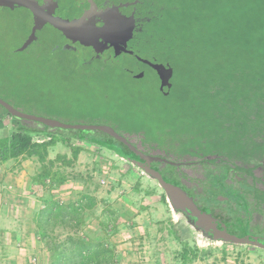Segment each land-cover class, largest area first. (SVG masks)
Instances as JSON below:
<instances>
[{"label":"rangeland","instance_id":"374dc122","mask_svg":"<svg viewBox=\"0 0 264 264\" xmlns=\"http://www.w3.org/2000/svg\"><path fill=\"white\" fill-rule=\"evenodd\" d=\"M216 4L220 9H216V17L224 21L221 12L230 14L231 29L235 24L245 29L261 27L262 32L254 36L263 39L257 47L259 53H250L255 52L252 47L248 52L247 49L237 54L231 47L224 52L215 51L206 61L216 67L227 63L229 68L253 73L254 68L264 77V0H218ZM209 9L210 14L215 10ZM29 27L27 13L20 9H0L1 97L30 113L69 123L105 120L112 127L129 131L127 137L138 147L153 149L154 145L149 142H158L157 151H166V146L180 147L173 143L175 141L187 143L184 151H188L190 146L211 147L207 143L213 142L216 147L212 144L213 150L208 149L211 164L197 165L199 172L195 175L190 171L195 168H186L191 175L184 182L192 185L196 182L195 188L200 191L209 181V176H204L206 169L218 173L222 172V165H227L225 162L242 167L253 166L255 162L260 164L253 170L256 179L246 174L249 184L246 188L264 202V81L252 82L249 87L236 83L232 86L233 94L218 97L219 102L214 106L210 94L212 87L204 85L213 79L208 76L200 83L202 91L194 86V94L180 101L173 95L164 97L151 75L135 79L115 71L87 77L59 64L57 54L51 51L57 35L50 27L38 32L39 42L27 51H15L26 39ZM219 71L222 70L219 68ZM3 123L0 137L8 136L16 128L9 117H4ZM29 124L38 126L31 121ZM166 125L177 131H168ZM32 138L36 141L48 139L41 132L33 134ZM145 141L149 144L143 143ZM215 141L224 144L223 152ZM71 145L82 146V150L72 165L56 164L54 168L67 179L54 189L41 187L32 180L39 170L36 157L0 161V264H45L50 252L37 234L34 216L48 200L65 203L80 194L95 197L96 203L85 211L84 221L76 229L57 222L53 233L58 239L74 233L87 235L93 241L109 238L116 250V264H178L173 257L175 241L170 234V221L178 228L184 226L162 202L159 186L129 162L91 142L73 138L67 144L58 141L48 148V158L53 159L57 154L71 157ZM227 147L231 154L238 156L227 155L230 154ZM245 152L246 155L257 153L258 157L246 161L242 158ZM228 166H231L230 171L235 170L232 165ZM106 209L117 216V230L110 231L108 238L99 226ZM260 211L257 222L263 225L264 211ZM187 231L193 244L203 249L189 264H264V250L208 242L188 228Z\"/></svg>","mask_w":264,"mask_h":264},{"label":"flooded vegetation","instance_id":"af4514ba","mask_svg":"<svg viewBox=\"0 0 264 264\" xmlns=\"http://www.w3.org/2000/svg\"><path fill=\"white\" fill-rule=\"evenodd\" d=\"M36 1L43 11L51 7L53 15L69 20L80 18L93 7L94 9L88 18L89 29L81 35L74 33L65 35L58 28L49 23H44L41 28L36 30L35 39L25 48L18 49L29 37L33 13L25 6H15L14 8L0 7V9L10 11L20 9L30 16V27L26 39L16 46L15 51H27L30 46L39 42L38 32L42 31L45 27H50L57 35V41L51 47L52 53L57 54L56 61L74 72L89 77L119 71L129 74L135 79L151 75L158 84L157 90L164 97L173 95L177 99H180V101L188 100L194 94V86L198 87L199 92L200 90L202 91L203 84L200 83L203 82V78L210 76L213 79L209 80L210 82L207 84L204 83V85L212 87L210 89L212 98L216 94L218 85L214 78L217 77V67L208 63V58L202 57V60H199V56L192 55L199 44L192 39L187 40L184 28L182 27L185 25L187 16L193 20L195 17L193 15H186V8L184 7L191 9L192 6H195L201 13L203 11L204 0ZM109 9L112 11L111 14L116 11L121 15L120 20L116 21L113 25L107 19L106 12ZM193 12L196 14L197 11L194 9ZM197 16L198 27H200L205 20H202L200 14ZM180 25L182 26L180 27ZM98 28L104 29L100 30ZM128 28H130L131 32L126 37V29ZM123 40H125L124 43ZM65 54L67 55L65 56ZM208 68L212 70L210 75L204 71ZM6 101L11 103L8 100ZM11 104L14 106L13 103ZM102 121L109 124L105 120ZM31 122L38 124L39 127H37L40 129L45 127V132L48 133L57 132L58 129L45 126L39 122ZM80 122L87 123L89 121ZM165 127L167 130L171 129L168 125ZM113 128L129 140L127 137L129 131L118 129L116 126ZM130 132L137 133L135 131ZM142 139L144 138L142 137ZM143 143H151L154 146L152 147L153 149L137 146L141 151L149 154L157 152L153 155L173 159L172 161L178 162V165L162 164L160 168L164 169L167 165L171 166V172L180 177L182 185L191 191L201 207L210 208L216 217L228 222L241 224L242 220L249 230L264 235V224L261 225L257 222L258 213H262L260 210L264 211V202L256 198L255 194L246 188L248 183L245 172L242 170L230 171L231 167H226L225 165H222L223 170L220 169L222 172L218 173H212V170L208 168L204 173V176H209L208 184L199 191L195 188L197 187L196 182L193 183L194 185L187 184L184 182V179L189 178L191 175L186 168H195L190 169L195 175L199 172V169L196 168L197 165L211 164V156L204 153V146H198L199 148L190 146L187 148L188 151H184L186 147L184 145L187 143L174 141L175 145L180 144L181 146H166V151L164 149L157 151L155 145L158 142L148 143L145 141ZM257 157L258 155L255 153L252 155L248 154L243 159L254 160ZM198 181L200 183V180ZM248 195H251L252 198H247Z\"/></svg>","mask_w":264,"mask_h":264},{"label":"trees","instance_id":"16d2710c","mask_svg":"<svg viewBox=\"0 0 264 264\" xmlns=\"http://www.w3.org/2000/svg\"><path fill=\"white\" fill-rule=\"evenodd\" d=\"M203 2V11L201 13L200 10H198V8L195 6H192L191 9L188 7H184L186 8V15H193L195 17L193 20L190 19L189 16H187L185 25H180V27L182 26L184 28L183 30L185 32L187 40L192 39L195 42L197 41V43L199 44V46L192 53L193 56H204V58L211 59V56L215 51L218 52L223 50L224 52L225 50H228L231 47L235 50L237 54L242 53L244 50L247 49L248 50L246 52H248L252 47L253 51L255 52L250 51V53H259L257 47L261 46L263 38H257L254 35L258 32H262L261 30H259L261 29V27L245 29L235 24L234 29H231L230 19H228V15L230 14L227 13V10V12H221L222 18L225 17L224 21L216 17L215 11L216 9H218L216 2H218V0H212V2L210 0H204ZM209 7H211L212 9L215 8L214 12H211V14L209 11ZM194 9L197 11L196 14H194L193 12ZM199 14L202 16V20H205V22H203L202 26L200 27H198L199 23H197V15ZM223 65H226L227 67ZM219 68L220 70H222L221 72L219 71ZM204 71L208 75H210V73L212 72L210 68H208L207 70L205 69ZM253 71L254 73L252 71L247 72L246 69H236L232 66H230L229 68V64L227 63L219 64V66L217 67V77L214 78L217 81L218 86L216 94L213 95L214 99H212V105L216 106L218 104V97L220 96H231V94H233L234 92L232 90V86L234 87L236 83L249 87L252 82L259 84L263 82V74L261 75L260 73L256 72L254 68ZM2 98L5 99L3 96ZM23 111L26 112L27 110ZM4 117H9L14 122L16 128L13 129V131H11L8 136L0 137V161L5 162L9 159L17 160L19 158L26 159L33 156L36 157L39 162V170L36 174H34L32 180L39 186L48 187L49 189L59 187L67 179V176L65 174H62L58 170V168H54L56 164L65 166L72 165V163L77 158L78 153L82 150V146L71 145V157H67L65 154H57L53 159L48 158V148L54 146L58 141L67 144L71 138L84 141L82 139V136H87L101 140H113L118 145H121L116 140L97 130L87 131L86 133L82 134L79 130L57 129V132L48 133L45 132V127L40 129L37 126H32L31 124H29V122H26L23 119L10 116L7 111L0 106V128L3 127ZM87 123L97 122L89 121ZM100 123L106 122L102 121ZM168 131H171L173 133V131H177V128L171 127V129ZM40 132L43 133L44 136H47L48 139L36 141L32 138L33 134H38ZM170 136L173 137L174 135ZM85 142L87 143V141ZM215 143L216 145L221 146L220 151L223 152L222 149H225L224 144H219L216 141ZM208 144H211V147L206 146L204 153L209 155L210 152H208V149L213 150L212 147L215 145L213 142L207 143V145ZM96 146L101 148L98 145ZM227 149L230 152V148L227 147ZM124 150L127 151L125 147ZM227 155H230L232 157L236 154H231L230 152V154L228 153ZM244 156L246 157V152L244 153ZM245 157L242 156V158ZM210 161H212V159ZM223 162L225 161H222V163ZM225 163L227 164L226 167H231L228 165H232V168H235V170H242L246 174L252 176V179H256L253 177V170L259 167L260 165L254 162L253 166L242 167L233 163L230 164L229 162ZM161 172H163L168 177L173 176L182 185L180 177L177 176L175 173L171 172V166L167 165L164 169L161 168ZM189 193H191V191H189ZM161 200L167 206L163 193L161 194ZM95 203V197L89 194H80L75 200L68 201L65 203L54 199L48 200L45 202L43 207L36 212L34 216V221L37 228V234L41 242L44 244L46 250L50 252L48 261L45 264L117 263V254L114 244L110 242L108 238L110 235V231L113 233L117 230V216L116 213L112 210L108 211V209H106L104 211L105 218L99 223L101 229L106 231L108 240L93 241L89 239L87 235H82L78 233L69 234L63 239H58V237L53 233V228L57 222H59L62 226L68 227L70 229H76L77 227H79L84 221L83 216L85 211L92 209ZM225 222L229 225L230 230L234 232L239 231L245 225L242 220L241 224L228 221ZM169 230L170 234L173 237V240L175 241L173 257L177 261V263L189 264L195 259H197L203 249H200L195 244H193L192 240L188 235L187 228H178L173 222L170 221Z\"/></svg>","mask_w":264,"mask_h":264},{"label":"water","instance_id":"95a60500","mask_svg":"<svg viewBox=\"0 0 264 264\" xmlns=\"http://www.w3.org/2000/svg\"><path fill=\"white\" fill-rule=\"evenodd\" d=\"M15 6H25L33 13V21L29 37L18 49H23L31 43L35 39L36 30L41 28L44 23H49L50 25L58 28L65 35H69L71 33L78 35L84 34L83 32L89 29L88 18L94 9L91 7V9L86 11L80 18L69 20L53 15L51 13V7H49L46 11H43L36 0H0V7L14 8ZM110 10L111 9L106 12L107 19L109 23L113 25L116 21L120 20L121 15L116 11L111 14L112 11ZM98 29L101 30L104 28ZM130 32V28L126 29V37L130 35ZM124 41L125 40H123V43ZM0 106L3 107L12 117L26 121L39 122L45 126L58 129L79 130L82 134L92 130L103 132L119 142L121 145H118L113 140H101L94 137L82 136V139L96 144L113 153L116 157L129 162L146 177L154 181L164 194L169 210L177 216L178 221L184 227L191 230L194 235L208 242L247 245L264 250L263 234L252 232L248 229L246 224L239 231L234 232L230 230L229 225L224 220L216 217L210 208L201 207L196 201L194 195L189 193V191L183 187L179 181H177L173 176L168 177L161 172L160 164L178 165V162L141 151L135 144L130 142L124 135L115 130L109 124L100 122H64L56 118L25 112L16 108L1 97ZM124 147L127 151L124 150Z\"/></svg>","mask_w":264,"mask_h":264},{"label":"crops","instance_id":"0c3cea01","mask_svg":"<svg viewBox=\"0 0 264 264\" xmlns=\"http://www.w3.org/2000/svg\"><path fill=\"white\" fill-rule=\"evenodd\" d=\"M34 157V156H33ZM31 158V157H30Z\"/></svg>","mask_w":264,"mask_h":264}]
</instances>
